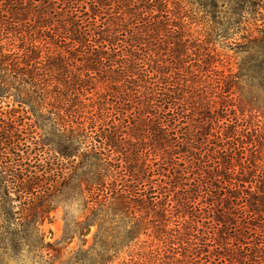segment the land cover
<instances>
[{"label": "trees", "instance_id": "1", "mask_svg": "<svg viewBox=\"0 0 264 264\" xmlns=\"http://www.w3.org/2000/svg\"><path fill=\"white\" fill-rule=\"evenodd\" d=\"M183 1L0 0V264H264V18Z\"/></svg>", "mask_w": 264, "mask_h": 264}, {"label": "rangeland", "instance_id": "2", "mask_svg": "<svg viewBox=\"0 0 264 264\" xmlns=\"http://www.w3.org/2000/svg\"><path fill=\"white\" fill-rule=\"evenodd\" d=\"M208 3H210L209 8L207 7ZM182 5L185 6L184 8L187 13L189 15L193 14L195 18H216V27L219 32H223V30L225 32V29L227 28L230 33L233 32L232 39L226 40L227 42H217V46H219L218 50L224 56L226 67H221L224 69H227V67H233L234 69L236 67V53L242 48V46H244L245 43L242 37L251 32L257 34L253 18H264V0H198L193 3L183 1ZM194 13H196V15H194ZM233 18H247L248 20L239 25L233 20ZM230 41H236L237 43H231ZM222 42L224 43L221 44ZM19 109V106L13 102L12 98L0 96V118L2 117V112L18 111ZM20 111L23 113V110ZM16 115L17 117L19 115L22 117V114L20 113H16ZM29 118L30 122L35 120L33 116H29ZM38 132L42 134V131L38 130ZM40 134L38 136H40ZM46 149L48 150V147ZM74 213L75 215L78 214L77 211ZM64 215L65 207L62 205L58 206L50 213L49 219L42 225L46 240L54 242L62 236L65 224ZM95 232V226H91L85 230L83 235V238L86 241L85 247L92 244ZM83 243H85L84 240L79 237H75L69 244L68 250L77 249ZM128 258V253L120 254L119 258H117L113 264H122V261Z\"/></svg>", "mask_w": 264, "mask_h": 264}]
</instances>
